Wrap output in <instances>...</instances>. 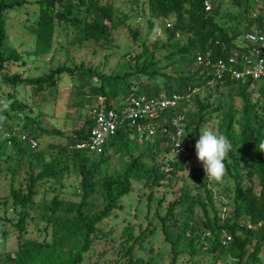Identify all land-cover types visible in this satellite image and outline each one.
<instances>
[{
	"label": "rangeland",
	"instance_id": "1",
	"mask_svg": "<svg viewBox=\"0 0 264 264\" xmlns=\"http://www.w3.org/2000/svg\"><path fill=\"white\" fill-rule=\"evenodd\" d=\"M102 2L112 6L121 18L127 16L125 25L113 31L108 42H87L79 45L76 39L80 34L76 30L69 26H58L53 32L51 50L45 55L35 53L36 36L31 29V23L38 13V6L31 1L7 12L3 23L7 35L3 52L8 55L15 50L21 58L17 63L7 64L8 71L20 74L24 78H38L63 64L83 63L86 67L96 69L105 75L130 74L128 80L138 88L154 83L152 79L140 74L145 55L153 53L156 67L175 79L197 72L196 64L187 65L181 56H175L171 60L166 59L172 52V47L169 45L174 48L180 43L192 47L194 44L190 36L179 34L171 42L166 43L168 42L166 29L172 28V22L152 19L144 5L146 0H102ZM218 2L221 4V17L217 18L218 23L226 24L224 20L228 18L225 14L228 12L239 15L240 12L231 0H218ZM168 24H171V27ZM192 53L197 52L192 49ZM159 79L156 77L154 81L159 82ZM94 82L95 80L89 81L90 84ZM76 84L75 79L60 76L52 92L37 93L30 87L24 86L13 90L3 87L0 90V120L7 124L6 127L0 126V254L16 251L19 240L15 225L21 207L14 206L9 197L11 177L14 176V186L19 187L20 184H25L31 171L38 173L42 165L49 162L58 152H62V160H70L73 151L67 145L68 138L74 136L75 131L87 126L90 110L103 100L101 97H95L88 102L82 100L81 96H75ZM247 95L251 103L257 105L255 112L264 117V99L257 92V86L248 89ZM194 96L200 101L213 105V110L219 108L207 117L209 121L202 125L201 132L203 129H211L223 135L220 126L223 123V116L229 114L233 121L234 137L238 138L242 127L240 98L222 85L204 87L197 90ZM121 100L122 96H119L113 99L112 103L119 104ZM188 111L191 113L190 121L194 122L197 107L193 101L187 107ZM28 128H32L33 138L37 140L38 147L18 154L16 152L18 148L12 141L9 145L8 141L12 137L17 141L18 136L25 134ZM40 130L48 133H42ZM128 137L129 141L124 149L119 152L113 149L107 151L106 156L109 160L104 165L103 172L96 178L95 193L88 200L86 212H95L103 206L104 198L100 183L104 176H120L131 160L140 154L150 162V166L152 163L163 164L162 168L167 172L166 178L159 186L154 187L146 183L144 178L131 181V192L118 201L121 209L113 211L108 219L98 225L97 232L91 236V246L83 255L81 264H171V247L164 240L159 217L165 215L170 202L177 201L182 196L184 202L175 209V220L167 223L169 239L176 243V264H212L213 262L233 264L234 261L226 251L221 252L217 259L212 257L210 253L212 239L210 235H206L208 232L202 225L204 221L202 205L210 216L217 212L222 221L231 217L233 180L227 173L221 182L210 179L204 171L203 163L197 158L195 145H192V149H185L182 156L175 157L171 152L166 153L169 146L164 144L160 154L152 158L147 151L148 146H152L156 138H140L135 133H131ZM240 148L238 147V150ZM226 160L229 161L228 158ZM173 162H178L183 168L170 171L169 164ZM243 166L248 165L243 163ZM198 180L206 184L214 209L208 204ZM79 183L80 177L72 171L70 165L65 167L62 178L40 183L36 188L34 206L26 210L29 216L20 240L50 243L52 229L43 220V215L48 216L45 206L55 196L66 204L78 203ZM242 184L250 188L254 194L259 193L257 178L243 177ZM159 201H161L160 205ZM245 223L247 224L246 221ZM142 232H145V239L135 243ZM225 234L226 232L222 233V241ZM191 236L197 238L194 255L190 254ZM131 246L133 250L129 253ZM248 248L250 250L251 247ZM260 259L261 264H264V249Z\"/></svg>",
	"mask_w": 264,
	"mask_h": 264
},
{
	"label": "trees",
	"instance_id": "2",
	"mask_svg": "<svg viewBox=\"0 0 264 264\" xmlns=\"http://www.w3.org/2000/svg\"><path fill=\"white\" fill-rule=\"evenodd\" d=\"M31 1L38 6L37 16L31 23V29L36 36L35 53L38 55L50 52L53 32L58 26H69L76 30L80 34V37L76 39L79 45L87 42H108L111 33L116 31L119 26L125 25L127 18V16L122 18L118 16L113 7L107 6L102 0H0V90L3 87L13 90L24 86L30 87L37 93L52 92L60 76H67L77 81L74 86L75 96H81L82 100L88 102L95 97H101L106 107H113L116 105L112 103L113 99L122 96V102L132 93L156 96L163 92L166 95H172L182 94L188 88L199 90L209 86V78L205 77L206 71L203 67L197 66V72L193 75L180 76L175 79L162 73L160 68L156 67L153 53L145 55L140 74L152 79L154 83L138 88H135L128 80L130 74L105 75L96 69L86 67L83 63L79 65L63 64L38 78H24L20 74L10 73L7 64L17 63L21 61V58L15 50H12L8 55L3 52L7 39L3 24L4 18L7 12L20 8ZM204 1L146 0L144 5L152 19L172 22V28L166 29L168 33V42L166 43L171 42L179 34L190 36L192 44H194L192 47V45L180 43L174 48L169 45L172 47V52L167 55V60L181 56L187 65L195 64L196 54L192 53V49L201 54L211 51L213 59L224 58L234 50L245 49L242 38L246 32L255 30L264 32V8L257 9L255 7L256 0H231L240 13L239 15L232 12L226 13L225 16L228 18V20H224L226 24L217 22V18L221 17L220 2L209 0L211 9L205 11ZM256 9L257 14L253 16ZM228 23L231 25L228 26ZM169 25L171 27V24ZM239 40L240 42H238ZM156 77L160 78L159 82L154 81ZM91 80H95L94 84L89 83ZM219 85L221 84H216V86ZM222 86L228 87L232 94L242 101V127L238 138L234 137L233 121L229 114L223 116V123L220 126L222 134L227 136L232 144V150L227 156L229 161L225 160V164L226 173L234 182L233 212L228 220L222 221L217 212L210 216L205 206L202 205L204 211L202 225L211 236L210 253L214 259H217L221 252L226 251L234 261L233 264H261L260 255L264 249V117L255 112L257 105L251 103L247 91L257 86V92L264 99V81L255 82L253 87L230 81H226ZM192 101L197 107V115L195 116L196 120L192 122L189 119L190 111L185 114V121L182 123L184 149H190L192 145L196 144L201 134L202 125L209 121L207 117L219 110L218 107L213 110V105L200 101L197 96L192 97L190 103ZM218 105L220 106V103ZM91 125L92 119L89 115L87 126L75 131L74 136L68 138L67 145L72 146L84 141ZM0 126L6 127L7 124L0 120ZM131 133L134 132L128 126L120 127L116 135L108 140L103 152L99 155L72 150L73 155L70 160L64 161L60 151L49 162L44 163L38 173L31 171L25 184H20L19 187L14 186V176H12L9 197L14 206L21 207L15 225L19 240L16 251L0 254V264L82 263L83 255L91 246V236L97 232L98 225L108 219L113 211L121 209L118 201L131 192V181L144 178L146 183L154 187L159 186L161 181L166 178L167 172L163 170V164L152 163L150 166V162L143 158V154H140L131 160L120 176H104L100 183L104 204L95 212H86L88 200L95 193L96 178L103 172L104 165L109 160L106 156L107 151L113 149L119 152L124 149ZM25 134L33 137L32 128H28ZM154 138L156 141L152 146H148L147 151L152 158H156L160 154V149L166 144V139L160 135ZM10 141L18 148L16 149L18 154L30 151V148L26 144L20 143L19 140L15 141L12 137ZM238 147L241 148L238 150ZM169 152L170 148H167L166 153ZM243 163H247L248 166L244 167ZM67 165H70L72 171L80 177V201L66 204L59 200L58 196H55L45 206L48 216L43 215V220L52 229L50 243L20 240L25 231L26 219L29 216V212L26 210L35 204L37 186L44 181L62 178ZM169 167L170 171H178L183 168L178 162L170 163ZM243 177L257 178L258 194H254L250 188L244 187ZM198 182L205 193L208 204L214 209L206 184L200 180ZM183 202L184 196L177 201L170 202L165 215L159 217L164 240L171 247V264H176L177 253L175 251L176 243L169 239L167 223L175 220V209ZM149 204L150 198L148 206ZM160 204L161 201H159ZM245 221L252 227L251 229L247 228ZM223 232H226L231 238L226 245L222 244ZM144 239L145 232H142L136 238L135 243H140ZM196 243L197 238L191 236L189 240L191 255H194L196 251ZM248 247H251L250 250ZM132 250L131 246L128 252L131 253Z\"/></svg>",
	"mask_w": 264,
	"mask_h": 264
},
{
	"label": "built area",
	"instance_id": "3",
	"mask_svg": "<svg viewBox=\"0 0 264 264\" xmlns=\"http://www.w3.org/2000/svg\"><path fill=\"white\" fill-rule=\"evenodd\" d=\"M257 9L264 8V0H256ZM205 11L211 9L209 0L204 1ZM257 9L253 16L257 14ZM170 27V25L168 24ZM245 49L234 50L224 58H212L211 51L196 53L195 64L206 71L208 85L224 84L226 81L248 84L264 81V32H246L242 38ZM242 48V47H241ZM198 89L188 88L182 94L156 96L128 95L121 103L106 107L101 100L90 110L92 125L87 138L70 146V150L83 151L87 154L99 155L109 139L114 137L120 127L126 125L140 138H154L157 135L166 139L170 152L182 156L184 131L180 132L190 100ZM18 140L31 150L38 147L37 140L26 134H20ZM181 143L179 148L177 144ZM11 145V141H8ZM247 228L252 227L247 223ZM206 235H209L207 233ZM231 240L224 235L222 244Z\"/></svg>",
	"mask_w": 264,
	"mask_h": 264
},
{
	"label": "clouds",
	"instance_id": "4",
	"mask_svg": "<svg viewBox=\"0 0 264 264\" xmlns=\"http://www.w3.org/2000/svg\"><path fill=\"white\" fill-rule=\"evenodd\" d=\"M183 128L180 129V132ZM181 143L176 146L179 148ZM196 155L203 163L206 175L217 182L223 181L226 175L225 160L232 150L227 136L217 134L211 129H203L195 144Z\"/></svg>",
	"mask_w": 264,
	"mask_h": 264
}]
</instances>
